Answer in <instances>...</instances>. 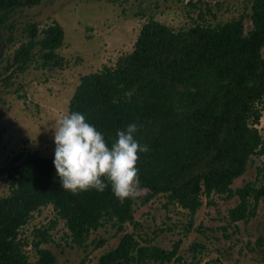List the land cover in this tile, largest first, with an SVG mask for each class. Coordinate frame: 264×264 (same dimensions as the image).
<instances>
[{"label": "trees", "instance_id": "trees-1", "mask_svg": "<svg viewBox=\"0 0 264 264\" xmlns=\"http://www.w3.org/2000/svg\"><path fill=\"white\" fill-rule=\"evenodd\" d=\"M19 2L0 0L1 23ZM250 9L248 31L242 18L178 31L149 20L131 53L114 66L80 78L67 114H83L109 147L118 130L137 126L135 139L148 147L138 153L136 165L145 201L165 194L194 214L201 196H237L228 219L245 222L256 215L264 199V171L261 184L231 188L250 158L264 155V139L256 128L262 118L259 104L264 102V0H252ZM63 36L56 21L40 31L30 24L29 40L15 51L13 63L24 71L38 56L43 68L62 66L56 51ZM53 161L34 152L19 153L2 168L8 194L0 197V264H30L18 232L46 205H52L77 246L84 245L105 220L118 228L133 221L134 199L118 200L110 184L103 192L66 191ZM45 239L40 235L35 245L38 258L33 264H57L50 250L40 248ZM256 242L264 245V238ZM157 257H167V252L139 247L133 234L126 233L95 264H131Z\"/></svg>", "mask_w": 264, "mask_h": 264}, {"label": "rangeland", "instance_id": "rangeland-1", "mask_svg": "<svg viewBox=\"0 0 264 264\" xmlns=\"http://www.w3.org/2000/svg\"><path fill=\"white\" fill-rule=\"evenodd\" d=\"M251 2L20 0L7 21L0 22V197L8 194V182L1 170L13 156L34 152L54 160V125L67 115L80 78L104 66H114L121 56L131 53L144 23L155 20L178 31L195 24L215 26L242 18L248 31ZM53 21L64 34L62 46L56 51L63 65L43 68L41 59L35 56L24 71H19L13 56L29 40V25L35 24L40 31ZM259 107L262 118L256 128L264 139V102ZM262 171L264 155L252 156L231 188L247 182L261 184ZM134 200L132 222L118 228L105 220L82 246L71 242L64 221L52 205L41 207L18 232L27 261L33 264L37 260L35 245L40 235L46 238L40 248L50 250L57 264H95L117 246L124 234L132 233L139 247L159 248L167 252V257L131 264H264V245L256 242L264 238V199L256 215L237 223L227 216L237 205V196H201L202 204L194 214L169 201L165 194L145 201L139 191Z\"/></svg>", "mask_w": 264, "mask_h": 264}, {"label": "clouds", "instance_id": "clouds-1", "mask_svg": "<svg viewBox=\"0 0 264 264\" xmlns=\"http://www.w3.org/2000/svg\"><path fill=\"white\" fill-rule=\"evenodd\" d=\"M137 130L135 124L118 130L109 147L104 135L83 114L72 112L57 119L53 163L61 187L77 194L92 188L103 192L110 184L118 200L135 199L140 191L138 153L148 151L135 139Z\"/></svg>", "mask_w": 264, "mask_h": 264}]
</instances>
